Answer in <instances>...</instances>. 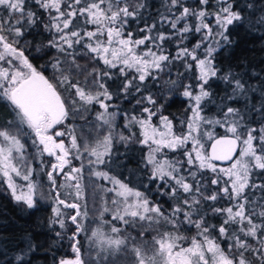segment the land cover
<instances>
[{"label":"snow or ice","instance_id":"1","mask_svg":"<svg viewBox=\"0 0 264 264\" xmlns=\"http://www.w3.org/2000/svg\"><path fill=\"white\" fill-rule=\"evenodd\" d=\"M151 7L148 0H0V100L11 109V119L0 124V177L15 202L33 209L38 185L32 177L39 168L54 204L49 224L66 229L61 206L75 210L68 237L74 257L53 264H87L79 237L88 213L59 191L75 189L79 200L85 158L92 177L114 186L108 189L119 198L111 201L112 220L171 226L155 240L162 264H264V71L230 62L241 31L250 42L264 41V7L256 0H165L164 11L146 15ZM32 32L48 35L29 42ZM48 50L57 53L53 79L32 62ZM85 56L90 66L81 65ZM177 64L191 75L172 78ZM165 76L155 92L148 87ZM175 94L186 102L179 120L166 114ZM120 101L134 105L132 112ZM90 105H98L96 118L107 126L95 145L78 142L67 123ZM117 117L127 135H113ZM117 140L145 150V190L104 170ZM60 176L65 185H58ZM14 177L27 181L26 191ZM152 189L170 201V211L150 196ZM110 210L102 208L101 216ZM209 214L218 225L209 223ZM181 225L195 229L188 246ZM91 237L108 250L125 243L105 240L99 229ZM219 240L227 241L224 247ZM38 250L26 240L9 249L15 253L9 259L0 251V264H32ZM134 251L138 264H146L140 249ZM98 259L104 264L103 255Z\"/></svg>","mask_w":264,"mask_h":264},{"label":"trees","instance_id":"2","mask_svg":"<svg viewBox=\"0 0 264 264\" xmlns=\"http://www.w3.org/2000/svg\"><path fill=\"white\" fill-rule=\"evenodd\" d=\"M152 5L148 14L154 15L157 11H164L163 4L165 0H148ZM191 2V0H189ZM257 8L264 7V4L259 3L256 0ZM142 22L133 23L131 27L137 29ZM48 33L42 35L32 32L28 36V41H43ZM137 35L140 33L137 31ZM239 40V47L236 48L234 56L231 58V63L239 67L243 64L244 68L248 71L255 70L257 72L264 71V41L250 42L251 37L247 36L244 31H241L238 36L234 37ZM46 42V41H45ZM30 49L26 50V54ZM50 54L45 55L42 58L34 59L32 62L37 66L38 70L43 72L49 79H53L57 73L51 67V63L54 62V57L57 55L55 50H48ZM35 56V53H32ZM82 66H90L91 61L87 57L80 59ZM178 73H184L185 75H191L187 73L185 69L177 64L173 67L171 76L174 79H183V76H178ZM75 79V77L73 78ZM81 79H83L81 77ZM168 77L165 76L159 84L150 81L148 87L155 92L162 85ZM188 81L185 80V83ZM111 83V81H109ZM155 84V87L153 85ZM63 92V89H61ZM177 93L180 91L176 90ZM67 97V93H64ZM119 107L132 112L134 105H130L127 101H120ZM209 105V109H211ZM87 111L81 110L80 113L70 118L68 123L69 129H74L75 134L78 137V142L88 143L95 145L98 140L106 135L107 126L102 125L97 120L98 105L87 106ZM186 102L184 98L178 94L173 97V102L168 105L166 114L170 118L177 120L183 119L185 115ZM10 106L3 100H0V124H6L11 119ZM138 114V113H137ZM116 128L113 133L117 136L120 132H124L127 135V131L123 128V122L120 117H117L115 121ZM138 133V128L133 129ZM67 142L68 137L64 138ZM145 150L141 145L136 143L121 144L118 140L113 148L112 162L104 170L109 171L110 175H113L116 179L125 182L129 187L135 190H145L144 181L146 179L142 162V153ZM31 155V153H30ZM169 155H173L169 153ZM46 159H51L47 158ZM85 166H88L87 158L83 160ZM84 193L83 196L76 200L75 198L68 199L67 188L61 187L59 189L61 197L70 202L77 201L82 206V212L87 211L86 218H82V223L85 228V232L81 233L79 239L82 246L83 259L87 264H100L98 257L104 256V264H138V259L134 249L139 248L141 255L145 258L146 263L151 262L157 254V245L155 240L160 238V235L166 231H172L170 225H164L161 227L155 223H148L146 221H134L132 218H126L127 223L119 220H112L113 211L115 210L112 205V199H119L115 196L114 192H110L108 189L114 187L112 184L106 181L97 180L92 177L87 167H84ZM34 182L38 185L37 199L38 203L35 208L28 209L26 205L17 203L14 201L7 185L4 182L3 177H0V251L6 253L5 259L11 258L15 253L10 252L9 249L17 248L22 245L26 240H32L37 246L38 251L33 254L34 258L32 264H53L54 258L56 260L60 258H73L74 253L69 247L68 237L74 232L75 225H73L69 219L70 215L75 213L74 209H65L61 207L64 219L66 221V229H59L58 225H50L49 219L52 217L53 199L51 196V188L47 177L44 175L43 170L37 168L34 176L32 177ZM61 185V182H58ZM43 194V195H41ZM151 197H155V202H159L160 206L165 211H170L167 198L156 195V190L152 189L150 193ZM108 207L111 209L106 212V216H101V209ZM123 207V205H121ZM210 224H219V218L213 217L209 214ZM112 227H117L119 231L112 233ZM99 229L103 234L106 232L104 239H124L125 243L118 248L107 249L106 245H101L100 241H94L91 237V232ZM56 231L65 232L64 237L61 239L56 236ZM180 234L184 235L188 239L184 241V245L188 246L190 239L195 235V229L189 230L186 225L179 226ZM221 246L227 243V241L219 240Z\"/></svg>","mask_w":264,"mask_h":264},{"label":"rangeland","instance_id":"3","mask_svg":"<svg viewBox=\"0 0 264 264\" xmlns=\"http://www.w3.org/2000/svg\"><path fill=\"white\" fill-rule=\"evenodd\" d=\"M73 163H74L76 166H79L80 163H81V161H76V160H74ZM83 164H84V163H83ZM84 167H87V168H88V166H85V164H84ZM66 170H67V169H66ZM84 171H85V169H84ZM84 171H83V173H82V178H81V180H80V183H81V185H82V191H81V194H80V198L83 196V193H84V184H83V183H84V175H85ZM14 179H15L17 185H18L19 187H22L23 190L26 191V184H27V181H24L21 177H14ZM32 179H33V178H32ZM58 182H59V183L61 182V185H65V184H66V182L64 181V179H63L62 176H60V177L57 178V183H58ZM124 183H125V182H124ZM65 188L68 189L67 192H65V194H68V199L75 198V189H70V188H68L67 186H65ZM18 190H19V188H18ZM70 192H71V195H69ZM80 198H79V199H80ZM74 202H77V201H74ZM61 207H62V206H61ZM61 211H62V209H61ZM81 211H82V206H81ZM104 215L106 216V214H104ZM104 215H103V216H104ZM105 234H106V232L104 233V237H105ZM146 264H148V263H146ZM151 264H162V261H161L159 255H157L156 257H154V259L151 261Z\"/></svg>","mask_w":264,"mask_h":264}]
</instances>
